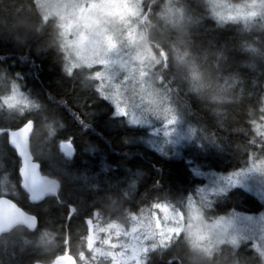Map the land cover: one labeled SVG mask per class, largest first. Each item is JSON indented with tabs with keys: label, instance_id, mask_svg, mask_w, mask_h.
<instances>
[{
	"label": "trees",
	"instance_id": "trees-1",
	"mask_svg": "<svg viewBox=\"0 0 264 264\" xmlns=\"http://www.w3.org/2000/svg\"><path fill=\"white\" fill-rule=\"evenodd\" d=\"M185 2L143 1L139 28L155 12L168 23L195 24L205 45L202 59L215 56L223 62L226 50L230 67L219 81L215 101L189 107L180 93L177 101L187 107L200 143L168 158L145 140L146 128L114 115V107L99 94L97 83L93 90L87 74L66 75L78 68L68 70L58 24L42 16L36 0H0V196L37 219L34 230L16 227L7 233L10 238L0 239V264H47L65 251L77 264H111L108 256L94 258L86 251L87 219L93 222L97 246L105 229H129L133 216L150 213L156 204L185 212L188 198L204 184L195 171L229 174L248 167L256 151L264 158V147L259 149L255 140V127L264 117V75L252 59L253 50L264 43V25L255 18L219 24L205 0H187L196 14L181 16ZM13 98L18 103L10 105ZM28 120L35 125L30 140L34 160L60 184L55 196L34 206L19 188V161L6 140L9 130ZM63 141L74 147L71 158L61 152ZM262 208L253 194L235 188L217 195L214 210L206 213L257 215ZM248 245L241 242L232 249L220 244L216 264H252ZM208 252L180 233L166 248L156 246L145 264H212L205 257Z\"/></svg>",
	"mask_w": 264,
	"mask_h": 264
},
{
	"label": "rangeland",
	"instance_id": "rangeland-1",
	"mask_svg": "<svg viewBox=\"0 0 264 264\" xmlns=\"http://www.w3.org/2000/svg\"><path fill=\"white\" fill-rule=\"evenodd\" d=\"M36 1L42 16L56 19L68 70L72 71L80 65H106L105 71H94L92 75L99 94L103 92L101 96L104 99L107 97L106 100L114 107V115L124 117L131 126L146 128L148 137L145 140L158 153L168 158L182 155L194 139L196 125L190 120V127L167 109L161 114L160 98L149 91L148 82L155 69L151 67L152 53L147 45L142 49L139 47L142 35L138 25L145 0ZM205 1L210 15L219 24L255 18L264 25V0ZM125 39L135 49L134 53L121 47ZM105 52L112 55L108 59H97ZM106 87L110 88L107 92L104 91ZM132 88L138 93H146L153 111L157 113L156 117L146 118L137 108L130 106L125 97L126 89ZM16 103V98L11 99L10 105ZM117 106L124 110L122 114L116 113ZM255 140L259 149L264 147V117L255 127ZM256 153L244 170L229 174L195 171L204 184L188 198L185 212L156 204L150 213L133 216L129 229L119 225L105 229V236L98 240L97 246L95 236L92 257L108 256L111 264H145L148 254L156 246L166 248L171 238L180 233H184L195 247L203 251H213L220 244L249 241L257 253L264 254V212L257 215L234 212L215 217L206 213L214 210L217 195L235 188L253 194L264 208V181L258 179L264 178V158L261 152ZM82 259L85 260L84 256Z\"/></svg>",
	"mask_w": 264,
	"mask_h": 264
},
{
	"label": "clouds",
	"instance_id": "clouds-1",
	"mask_svg": "<svg viewBox=\"0 0 264 264\" xmlns=\"http://www.w3.org/2000/svg\"><path fill=\"white\" fill-rule=\"evenodd\" d=\"M181 16L195 15V9L189 6L186 2L180 6ZM53 24H56L55 17L49 18ZM164 21L162 25L160 22ZM42 23H47L43 21ZM140 33L142 35V43L139 47L142 49L147 45L148 50L152 53L151 67L155 69L152 78L149 80V91L155 93L161 100L160 110L161 114L167 109L173 115H177L181 120L191 127V121L187 118V107L181 111V105L177 98L180 93H184L183 104L191 106L192 102L206 103L216 100V90L222 87L219 81L226 78L228 73L229 63L227 59V51L224 52L223 62L215 57L210 56L202 59V52L205 49L203 41L200 39L199 27L195 24L185 23H168L166 18L159 12L149 15L147 20L140 26ZM121 47L128 49L130 53H134L127 40H122ZM60 56L62 52L57 50ZM256 71L264 75V43L259 49L253 50ZM112 55L111 52L102 53L97 59H108ZM106 65L96 64L94 66L80 65L72 73H66L69 76H76L79 74H87L92 83L93 90H95L96 82L92 75L94 71H105ZM61 71L63 66L61 65ZM106 87L104 91H109ZM127 95L125 99L130 102V106L137 108L146 118H154L157 113L153 111L150 100L147 99L146 93H138L134 88L126 89ZM137 96L140 98L137 99ZM264 113V107L261 108ZM35 127V125H34ZM200 137L192 140L193 146H198ZM14 147V146H13ZM19 155V153H17ZM264 181V178H258ZM20 185L23 188V177H21ZM264 212V208L261 209ZM11 234L7 236H0V239L10 238ZM231 248H239V242H231ZM249 251L247 255L255 257L252 264H264V254L257 255L256 249L252 245H248ZM217 250L210 251L205 254L206 260L216 264L215 256Z\"/></svg>",
	"mask_w": 264,
	"mask_h": 264
},
{
	"label": "water",
	"instance_id": "water-1",
	"mask_svg": "<svg viewBox=\"0 0 264 264\" xmlns=\"http://www.w3.org/2000/svg\"><path fill=\"white\" fill-rule=\"evenodd\" d=\"M13 130H9L6 133V140L8 146L14 151L19 161L17 175L20 181L21 177H23V188L20 185V189L28 195V201L31 205L40 204L45 199L55 196L59 192L60 184L56 179L43 175L40 170V164L35 161L32 156L28 133L30 132L32 136L34 128H30L28 132L17 133L9 136V133ZM67 142L68 141H63L60 144V149L65 157L71 158L75 152L73 145H70L72 148L71 155H67L62 147L67 145ZM17 153H19V155H17ZM21 159L25 161V166L22 169H20ZM86 225L87 234L85 249L87 252H91L94 245L92 220L87 219ZM16 227H25L29 230H34L37 227V219L34 215L23 211L11 199L0 196V236ZM35 264L44 263L36 262ZM47 264H77V261L75 256H73L69 251H65Z\"/></svg>",
	"mask_w": 264,
	"mask_h": 264
},
{
	"label": "snow or ice",
	"instance_id": "snow-or-ice-1",
	"mask_svg": "<svg viewBox=\"0 0 264 264\" xmlns=\"http://www.w3.org/2000/svg\"><path fill=\"white\" fill-rule=\"evenodd\" d=\"M100 95L103 96L104 93L101 92ZM105 98L107 99V97H105ZM114 103H115V101H114ZM123 111H124V110H123L122 108H120V107L117 106V108H116V113H117V114H122ZM30 128H34V122H32V121H25V122L23 123V125H21L19 128H17V129H15V130L11 131V132L9 133V136H10V135H15V134H17V133L28 132V130H29ZM28 139H29V141L31 140V133H30V132L28 133ZM70 145H71V141L67 142V145L62 146V147H63V150L65 151V153H66L67 155H71V154H72V148L70 147ZM24 166H25V161H24L23 159H21V166H20V169H22ZM20 169H19V170H20Z\"/></svg>",
	"mask_w": 264,
	"mask_h": 264
},
{
	"label": "bare ground",
	"instance_id": "bare-ground-1",
	"mask_svg": "<svg viewBox=\"0 0 264 264\" xmlns=\"http://www.w3.org/2000/svg\"><path fill=\"white\" fill-rule=\"evenodd\" d=\"M24 107V106H23ZM29 121V120H28ZM33 121V120H32ZM69 142V141H68ZM8 145V144H7ZM9 147V146H8ZM30 150H31V148H30ZM32 153V152H31ZM33 156V155H32ZM33 158H34V156H33ZM17 171H18V169H17ZM43 174V173H42ZM43 175H45V174H43ZM18 176V175H17ZM47 176V175H46ZM52 178V177H51ZM18 180H19V178H18ZM19 188H20V180H19ZM21 190V189H20ZM22 191V190H21ZM23 192V191H22ZM24 193V192H23ZM25 194V193H24ZM26 195V194H25ZM27 196V200H28V195H26ZM29 202V201H28ZM16 204V203H15ZM30 204V203H29ZM17 205V204H16ZM31 205V204H30ZM18 206V205H17ZM34 206V205H33ZM19 207V206H18ZM22 209V208H21ZM23 210V209H22ZM23 211H25V210H23ZM25 212H27V211H25ZM15 229V228H14ZM13 230V229H12ZM12 230H10V231H12ZM10 231H8V232H6V233H4V234H2V235H5V234H7V233H9ZM1 235V236H2ZM58 256V255H57ZM42 263V262H41Z\"/></svg>",
	"mask_w": 264,
	"mask_h": 264
}]
</instances>
